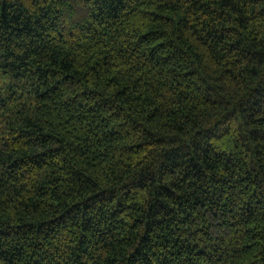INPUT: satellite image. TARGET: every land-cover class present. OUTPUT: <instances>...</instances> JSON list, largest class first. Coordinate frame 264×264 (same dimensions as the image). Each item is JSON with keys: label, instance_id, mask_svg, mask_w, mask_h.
<instances>
[{"label": "trees", "instance_id": "16d2710c", "mask_svg": "<svg viewBox=\"0 0 264 264\" xmlns=\"http://www.w3.org/2000/svg\"><path fill=\"white\" fill-rule=\"evenodd\" d=\"M0 264H264V0H0Z\"/></svg>", "mask_w": 264, "mask_h": 264}]
</instances>
